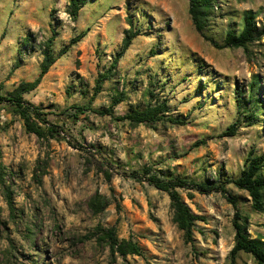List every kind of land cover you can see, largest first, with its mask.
<instances>
[{
    "label": "rangeland",
    "instance_id": "1",
    "mask_svg": "<svg viewBox=\"0 0 264 264\" xmlns=\"http://www.w3.org/2000/svg\"><path fill=\"white\" fill-rule=\"evenodd\" d=\"M68 4L0 0V92L36 79L44 44L54 35L58 59L46 81L28 93L29 102L74 114L73 106L104 109L122 97L114 107L119 116L166 100L168 115L185 125L133 128L85 111L78 124H61L68 140L47 142L0 106V264H257L243 252L231 262L234 209L222 194L189 198L179 191L199 218L193 243L186 244L168 195L129 178L125 164H154L221 183L238 178L251 154L264 155V38L250 44L249 54L218 49L196 31L188 0H88L76 20ZM247 11L256 14L258 25L264 22V0H215L205 35L221 45L229 29H241ZM128 18L139 35L95 96L99 73L108 72L130 28ZM254 81L258 103L243 105L238 114L235 90H243L246 102ZM249 109L257 112L252 124L245 119ZM237 118V134L220 136ZM200 140L205 144L194 148ZM105 171L112 174L110 183ZM226 189L247 217L250 237L264 241V210L252 208L246 191L233 184ZM96 192L105 198L100 212L89 206ZM111 227L120 240L136 241L142 256L113 257L102 232Z\"/></svg>",
    "mask_w": 264,
    "mask_h": 264
},
{
    "label": "trees",
    "instance_id": "2",
    "mask_svg": "<svg viewBox=\"0 0 264 264\" xmlns=\"http://www.w3.org/2000/svg\"><path fill=\"white\" fill-rule=\"evenodd\" d=\"M188 12L196 31L218 49L231 48L242 49L249 54L250 44L260 41L264 38V22L257 24L256 14L252 11H247L243 16V23L240 30L229 29L226 32L223 43L221 45L207 38L205 28L210 14L215 8V0H188ZM88 4V0H69V15L73 20H76L80 10ZM130 28L124 31L122 45L119 53L116 55L108 72L99 73L95 83L94 95L96 96L102 89L103 83L111 79V71L115 68L120 58L129 49L132 41L139 35L138 31L132 28V19L128 18ZM86 32L72 38L67 47L60 52V57L65 55L68 49L82 40ZM54 35L51 36L44 44L42 50L43 59L40 64V72L35 80L21 82L12 92L5 94L0 92V106L7 113L19 117L24 124L25 130L36 136L39 140L47 142L52 140H65L61 133H64V128L61 126L79 123V115L85 111L93 112L99 116H109L116 122L127 123L131 127H137L141 124H156L160 122H168L171 125H185V120L179 117L169 116L170 106L168 101H156L155 104L150 102L143 109L131 108L124 115L117 116L114 112V107L123 101V98L114 99L112 105L104 109L87 110L83 106H73L76 110L74 114H67L59 110L39 107L24 98L25 94L36 90L42 83L44 76L50 71L51 67L56 63L58 57L54 53ZM257 82L254 81L251 86V93L248 95L247 101L244 100L243 90H235V99L240 114L243 105H257L258 100L254 97V91ZM2 90V88H1ZM153 95V94H151ZM248 123L252 124L257 119L256 110H247ZM241 124L240 118H237L230 124L220 136H235ZM65 134V133H64ZM205 144L204 140L197 141L193 144L196 148ZM94 151V150H93ZM101 159L105 164L113 163L107 159L104 154L100 153ZM264 166V155L251 154L245 161L244 169L238 178L227 182L216 183L213 181H196L190 177H183L169 172H164L154 164L140 165L139 163L127 162L125 168L128 169L126 174L129 178L137 182H146L155 189L166 193L170 199V205L173 212V223L179 230L184 233V241L186 244H192L194 240V227L199 218L192 212L191 208L184 201L180 194V190L187 191L189 198L193 197L194 193L209 195L212 193L222 194L234 209L233 227L235 230L234 246L230 251V260L234 263L237 255L240 252L249 254L253 257L257 264H264V241L261 238H251L248 233V219L241 214L236 198L231 197L226 189L227 184H233L237 189L246 191L250 197L252 208L255 211L261 212L264 210V174L262 168ZM107 182L112 181V174L108 171L104 172ZM10 208H13L11 198L7 200ZM90 208L94 212H100L106 207L105 198L98 192L95 193L89 202ZM104 239L107 241L111 255L119 256L127 261V256H142L143 252L139 244L132 238L120 240L117 237L115 227L103 229ZM127 264H130L127 262Z\"/></svg>",
    "mask_w": 264,
    "mask_h": 264
},
{
    "label": "crops",
    "instance_id": "3",
    "mask_svg": "<svg viewBox=\"0 0 264 264\" xmlns=\"http://www.w3.org/2000/svg\"><path fill=\"white\" fill-rule=\"evenodd\" d=\"M48 75H49V72L44 76V78H43V83H44V82L46 81V79L48 78ZM41 84H42V83H41ZM41 84H40V85H41ZM40 85H39V87H40ZM36 90H37V89H36ZM36 90H35V91H36ZM33 92H34V91H33ZM31 93H32V92H31ZM27 95H28V94H25V95H24V98L27 99L28 101H32V100H30V99L28 98ZM32 103H33V102H32Z\"/></svg>",
    "mask_w": 264,
    "mask_h": 264
},
{
    "label": "built area",
    "instance_id": "4",
    "mask_svg": "<svg viewBox=\"0 0 264 264\" xmlns=\"http://www.w3.org/2000/svg\"><path fill=\"white\" fill-rule=\"evenodd\" d=\"M62 137L65 138V140H68V137L64 133H61Z\"/></svg>",
    "mask_w": 264,
    "mask_h": 264
}]
</instances>
